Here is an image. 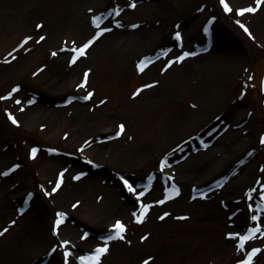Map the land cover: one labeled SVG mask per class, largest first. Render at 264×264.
<instances>
[{
  "label": "rangeland",
  "instance_id": "rangeland-1",
  "mask_svg": "<svg viewBox=\"0 0 264 264\" xmlns=\"http://www.w3.org/2000/svg\"><path fill=\"white\" fill-rule=\"evenodd\" d=\"M228 2L234 9L232 13L223 11L219 0H137L135 8L127 6L125 0H0V97L11 93L8 99H0V173L20 165L9 176H0V231H3L9 218L19 212L18 207L25 195L37 193L38 199L41 197L44 200L41 205L37 197V201L31 197L24 211L27 221L32 215L40 217L45 214L49 218L48 236L32 252L31 264H61V249L49 254L57 245L58 238L66 237L71 242L79 239L81 246L74 247L72 244L69 248L76 257L82 255V246L90 244L86 249H92L100 241V233L109 231L115 219L127 224L126 237L132 243L121 239L110 241L109 252L102 258V264H143L145 259L160 252L165 255L159 264L235 263V257L240 254L234 251L226 232L240 230L244 227V220L235 225L219 221L218 209L207 211L211 206L208 194L182 203L178 199L183 193L179 196L173 194V199L157 204L158 217L155 219L158 221L144 224L136 234H132L129 232V220L134 218L132 208L128 207L124 214L119 212L126 201L118 188L122 183L119 177L123 175L130 182H135L138 190L145 191V196L140 199L151 203L165 199L173 181L179 187L185 185L182 180L195 183L196 189L206 187L207 183L199 185L198 163L204 166L216 155L223 154L228 145H235L236 148L231 149V154L223 161L217 174L218 184L233 181L238 175L237 169L248 164L254 167L243 195L250 187L259 190L264 183V173L260 172L264 167V144L260 143L264 136V35L250 30L248 18L252 13L243 17L238 15V10L243 7H257V11L264 14V4L258 6L256 0ZM120 6H123L121 14L108 18L113 20V31L96 40L88 54L72 64L70 58L73 53L68 50L80 46L95 31L90 18ZM211 19L213 23L207 30V21ZM115 20H119L122 26L116 27ZM237 20L247 27L251 35L245 27L236 23ZM40 24L42 28L37 27ZM133 24L139 27H131ZM152 27L159 30L144 46L143 29ZM188 28L198 34L182 36L183 46L180 48L173 38L174 34ZM221 32L224 41L218 46L216 41L219 40L216 39V47L229 48L234 54V62L217 70L211 78L209 91L200 97L203 99H197L201 101L199 106L190 105L188 113L181 111L183 123L174 129L168 146L151 150L130 168H115L109 183L105 172L109 173L111 169L103 164L109 161L113 151H126V143L132 136L137 137L134 146L154 138L166 122L163 112L185 87L192 84L196 90L204 89V84L197 86L195 74L185 70L184 61L162 71L166 60L183 51L204 50L208 46L207 39H211L208 38L210 34L219 35ZM29 36L32 39L21 47ZM40 36L45 39L40 41ZM172 38L173 47H170ZM162 49H172V52L167 57L149 61L141 71L140 60L152 58ZM71 69L75 71V76L69 75ZM89 69L88 87L81 88L84 73ZM146 84L153 86L144 88ZM141 88L143 91L134 95ZM145 90L149 91L145 93ZM89 91L94 93L91 99H80ZM17 100L22 103L17 104ZM189 100L190 97H181L180 103L185 104ZM239 103L241 105L235 112L245 109L252 118L248 133L240 138L233 131L240 123L233 124V117L228 115V108ZM40 107L42 112L38 110ZM9 112L17 118L19 125L12 123ZM23 112L32 114L26 115V118L20 115ZM91 115L116 116L113 118L115 126L111 137L117 142L103 143L100 124L86 133L71 136L72 128L66 121L72 119L79 122ZM121 123L127 128V134L117 137ZM186 144L187 153L180 150ZM33 148L39 149L35 158L31 152ZM95 157H98L96 162L88 163ZM165 157L170 167L185 170L180 175L190 170L192 173L185 179L181 176V182L168 176V183L162 186L156 174ZM115 163L112 162V166L116 167ZM87 170L94 176L93 188L80 193L72 192L77 185L74 177ZM61 172H64L63 183L51 196L47 195L45 190L52 191ZM150 174L157 176L154 185L150 189L138 187V183ZM15 178H19L21 185L18 188L14 186V189L7 182ZM7 187L11 189L9 195L12 198L9 201L2 195ZM19 195L20 198L13 204L11 200ZM51 198L58 200L61 206H53ZM134 201L139 206L136 196ZM38 209L43 210L39 215ZM165 211L172 215L162 221L159 216ZM58 212L67 214L60 226V236L54 233ZM181 216L188 219H178ZM260 223L264 228V221ZM85 232L88 233L87 239H81ZM144 235H148L147 240L140 239ZM256 237L246 247L261 248L253 264H264V235L257 233ZM7 240L6 233L0 235V248ZM117 248L119 251L115 252ZM151 261L154 263L155 259ZM78 263L79 259L70 258V264Z\"/></svg>",
  "mask_w": 264,
  "mask_h": 264
},
{
  "label": "bare ground",
  "instance_id": "bare-ground-1",
  "mask_svg": "<svg viewBox=\"0 0 264 264\" xmlns=\"http://www.w3.org/2000/svg\"><path fill=\"white\" fill-rule=\"evenodd\" d=\"M248 20H249L248 25H249L250 30L253 33L263 36L264 35V14H262V12L256 11L249 15ZM29 27L31 28V26ZM143 30H144L143 44L145 46L151 41V39L158 32L159 29L156 27H152V28L143 29ZM182 34L197 35L198 32L194 31L193 29L188 28ZM210 37L212 38L213 42L211 43V46L208 49L209 50L208 52L201 51L198 53L196 57L190 56L183 63L184 66L186 65L185 66L186 71H188L189 73L195 74L196 77L194 78H197V81H198L197 86L204 84V89L196 90V88H194L192 84L191 86L185 87L180 92L181 94L180 96L178 95L179 94L178 93L176 96L173 97V101H171V104L163 112V119L167 118L165 120L166 122L163 125L164 127H162L161 130H159V132L156 134L154 138L145 139L142 142L143 144L139 146H134V142H135V139H137V137L135 138L134 136H132L129 138V140L126 143V146H125L126 151H117V150L113 151L109 156V161L103 164L104 167L107 166L108 168L111 169L109 173L105 172V176H108L109 178L108 179L109 183H111L113 179L112 173L114 172H112V170H114L115 168L116 169L130 168L134 166L135 164H137L138 161L141 158H143L147 153H149L151 150L155 148L159 150V148L162 149L163 147L168 146L174 136V133H175L174 129L177 127V125L183 123L181 111L186 110V112L188 113L190 112V108H189L190 105H193V106L195 105V107L199 106L198 103L200 104L201 101L199 102L198 100L203 99L200 97L209 91L208 88L210 87V84L212 82L211 78H214L217 70L222 69L226 66H229L232 62H234V57H233L234 54L230 51L229 48L227 49V47L221 46V49H222L221 50L216 47V42L218 46L220 45V43H223L224 34L222 32L219 35L218 34L215 35V33H213L212 35H210ZM173 38L175 39V36ZM173 38L171 39L170 47H173ZM216 39L219 41H216ZM215 49L217 51H215ZM74 72L75 71L71 69L69 75H73ZM205 73H207L208 76L206 75L205 77ZM148 91L149 90H145L144 92L147 93ZM181 97L182 98L190 97L191 100L187 101L188 103L183 104V103H180ZM240 105L241 103L235 104L233 107L228 108V111H229L228 115L233 117L232 123L233 124L240 123L239 127L233 130L234 135H237L239 138L240 136H242V134H245V132L249 131L248 128L251 126V123H252V118L249 117V113H246L245 109H242L239 113L235 112L237 111L236 109H238ZM38 110L39 112L40 111L42 112L41 107ZM24 112L20 113V115L26 116L28 114H32L31 112H28V113L26 112L24 114ZM177 112H179V114ZM27 117L28 116H26V118ZM113 118H116V116L114 115ZM113 118L110 116L101 117L97 115H91V116H88L87 119L83 121L80 120L79 122L78 121L75 122L72 119L71 120L68 119L66 121V124L72 128V133H71L72 137L86 133L87 131L93 129L98 124H100V132H101L102 141L103 143L105 142L106 144V143L117 142L116 139L111 137V134L113 131L112 128H114L115 126L114 125L115 120ZM112 125L113 127H111ZM213 125H214V122H213ZM207 132L208 131L205 132L206 136H208ZM126 134H127V128H125V131L121 136H124ZM234 147L235 145H228L226 150L223 151V154L216 155V157H214L210 161L205 162L204 166H201V164L198 163L199 166L198 168H196L197 169L196 171L198 174L197 177L200 178L199 185H202L204 183H207V185L208 184L214 185V189L207 193L209 195V202H211L210 203L211 206L208 207L207 211L218 209L217 219L219 221L221 220V222L224 224H230V225H235L231 223L228 219L229 214L233 210L236 211V215L233 216L232 219L236 220L237 224L240 222V220H245V217L247 215L246 199L242 191L244 188L248 186L247 182L250 181V171L252 167H254L253 164L242 166L241 169H237L238 175L235 177L233 181H228L226 183L219 185L218 181L216 180L218 179L217 174L220 170V167L224 163L223 161L226 159V156H229L231 154V149H233ZM180 150L182 152L187 153V150H189L188 145L187 144L184 145L182 149ZM178 152L180 151L178 150ZM97 158L98 157H95L90 160L93 162H96ZM114 161H116L115 163L116 167L112 166L111 164L112 162L114 163ZM100 169L104 170L103 168H100ZM182 169H176L172 167L165 168L163 171L159 170V175L164 174V175H169L171 177L174 176V179L180 180L182 176L180 175L181 171L185 172V170H182ZM91 173L92 172L87 170L84 176H82L80 179L74 180V183L77 185H74L72 192L80 193V192H85L93 188V178L92 177L94 176H92L93 174ZM191 173H192V170L187 171V173L184 174L185 176L184 175L182 176L183 179H185L186 176L190 175ZM117 182L120 184L119 181H116V183ZM7 183L9 184L8 186L12 185V187L15 186L16 188H18V185H21L19 178L10 180ZM79 183L80 185H78ZM183 183H185V185H182L180 187V190H181L180 194L183 193V195L181 199L180 198L178 199L179 203L191 202V201H194V199H198V198H194L190 193V191L192 190V188L196 186V184L191 183V182L189 183L187 180H182V184ZM120 185L121 186L118 188L121 191L123 195L122 197L126 202L122 206L121 210H119V212L121 214H124L128 207L135 209L136 205L134 201V195L127 191L123 183H121ZM6 189H7L6 192L3 191L2 195L4 197H7L9 201V198H12L9 195V191L11 189L10 187H7ZM17 197L18 198L14 196L13 197L14 199L11 200L13 204L20 198V195ZM32 197L33 199L37 201L38 199L37 193H35ZM39 200L41 201V205H43L44 200L41 199V197L38 199V201ZM50 203L55 207L61 206L59 205L60 204L59 201L54 198L50 199ZM225 203L227 204V207L225 206ZM157 209H158L157 204H154L153 207L150 209L143 223H139L136 221L135 218H131L129 220L130 221L129 222V232L132 234H136L137 231L140 229V226L144 224L150 225L158 221L155 219L158 217ZM42 212L43 210L38 209V215L39 213L41 214ZM7 214H9V212H7ZM25 215L26 214H24V211L23 212L19 211L17 214H15V216H12L11 218H9L6 225L3 226L4 227L3 229L5 228L8 229V231L5 232L8 240L0 248V264H31L32 252L33 251L35 252L37 244L44 237L48 236L49 218L45 214H42V216L40 217L32 215L30 216V219L28 218L29 221L26 220ZM116 220H119V219H115L112 225L114 224ZM12 221H15V223L13 224ZM67 239L68 238L66 237L62 239L58 238V241L67 240ZM72 244L74 245V247L81 246L80 245L81 241L79 239L78 240L75 239V241H72L70 245ZM89 245L90 244H84L82 246L84 251ZM118 251H119V248L115 250V252H118ZM164 255L165 253L163 252L156 254L154 256L155 262L151 263L152 262L151 261L150 264H159L161 259L164 257Z\"/></svg>",
  "mask_w": 264,
  "mask_h": 264
},
{
  "label": "snow or ice",
  "instance_id": "snow-or-ice-1",
  "mask_svg": "<svg viewBox=\"0 0 264 264\" xmlns=\"http://www.w3.org/2000/svg\"><path fill=\"white\" fill-rule=\"evenodd\" d=\"M125 3L127 6L131 8H135L137 6V0H125ZM219 3L222 5L223 11L227 13H232L234 11L233 7L230 6L228 0H219ZM256 4L259 6L261 4H264V0H256ZM91 11V9L89 10ZM123 11V6L115 7L111 11L96 15L94 14L90 18V23L94 26V35L91 39L87 40V42L83 43L81 46L73 47L69 49L68 51H71L73 53L71 63L75 64L77 61L88 54V50L95 44L96 40L103 37L106 33H110L113 31V28L111 27V24L113 23V20L108 19L109 17H116L121 14ZM257 11V7H243L238 10V15L243 17L246 13H254ZM237 24H241L240 20L236 21ZM116 27H121L122 24L119 20H115ZM242 27H245V31H249L246 26L242 25ZM38 28H42L43 25H37ZM133 28H138L139 25L133 24L131 25ZM179 27V26H177ZM175 39L178 44V46H183V37L181 31L175 32ZM249 35H251V32L249 31ZM32 37L29 36L25 39L23 44H21V47H24L25 44L28 43L29 40H31ZM45 39L44 36H40L39 40L43 41ZM75 44V41L72 42ZM172 52V49H162L161 52L158 54V59L160 57H167L169 53ZM53 55H57V53H53ZM195 55V53L189 52V51H183L179 55H175L170 59L166 60V66L162 68V71H167L168 68L172 67L173 64L178 62H183L188 56ZM151 60L150 57H144L140 60L139 66L140 70L143 71L144 65L148 63ZM91 70L89 69L87 72L84 73L83 76V83L79 86L81 88H87L88 87V79L89 74ZM158 83V81L156 82ZM153 85L146 84L144 85V88L152 87ZM16 91V90H14ZM143 91V88L138 89L134 95H139L140 92ZM93 91H89L86 95L80 97V99L89 100L93 96ZM11 96V93H9V96L6 97H0V99H8ZM71 102V101H69ZM17 104L22 103L20 100L16 101ZM28 103H32V101H28ZM101 103H104V101H101ZM24 109L22 108L21 111ZM9 118L11 119L12 123L19 125V121L17 118L11 113H8ZM125 131V125L121 123L119 125V132L117 135H122ZM261 144H264V136L261 137L260 140ZM206 146V145H205ZM39 151L38 148H33L31 150L33 158H35L36 153ZM49 151L55 152L56 149H49ZM81 152L84 151L83 148L80 149ZM251 155V153H249ZM88 163H93V161L89 160ZM20 167L19 164L14 165L13 167L9 168L7 171H4L0 173V176H9L15 169H18ZM170 167L169 160L167 157H165L160 164L158 165V168L160 171H163L165 168ZM67 171V170H65ZM261 173H264V167H261L260 169ZM85 175V173L81 172L79 173L75 179H80L81 176ZM174 179V176L172 177ZM64 179V172L60 173L59 180L55 182V187L52 189L51 192H48L45 190L46 194L51 196L52 192H55L59 189L60 185L63 183ZM120 181H122L123 185L126 187L127 191L133 195L136 196L137 200L139 201V213H133V216L135 217L136 221L139 223H143L146 216L148 215L150 209L153 207L154 204H164L166 200L173 199L175 196L180 195V188L172 184L167 189V195L165 199H158L156 201H153L152 203H145L140 198L145 196V191L138 190L137 187L134 186V183L130 182L129 179L125 178L123 175L119 177ZM154 179L153 176L148 177V183L144 185V189H150L152 185V180ZM197 191L200 193L201 196L206 197V193L200 191L197 189ZM34 193H29L28 197L33 196ZM244 197L246 199V209H247V215L244 220V227L240 228V230H232L226 232V237L233 243L234 245V251L238 252L240 255L235 257V264H253L254 258L262 251L259 247H251L248 245V242L250 240L256 239V234L260 233L261 235H264V228H262L261 223L264 221V183H262L261 188L258 190L255 187H250L247 192L244 194ZM27 202V198H26ZM250 202V203H249ZM77 205H73V207H76ZM225 206L227 207V204L225 203ZM24 209L21 208L20 212H23ZM66 213L64 212H58L56 213L57 219L54 223V233L57 236H60V226L64 223V220L66 219ZM172 215L170 212H163L162 215L159 216L160 220H165L167 217ZM236 215L235 210H233L229 216L228 219L231 223L236 224L237 221L233 220L232 217ZM178 219H188L186 216L178 217ZM14 224L15 221H12ZM8 229L5 228L3 231H0V235H3L5 232H7ZM127 232V224L123 220H116L114 224L112 225V230L110 234L105 235L101 237L100 241L97 242V245L95 246L94 250L87 253L86 255H80L78 257L75 256V253L70 250L69 245L71 244V241L68 240H59L57 245L51 249L50 255L52 253H56L57 249H61V264H70V258H76L79 259L80 264H102V258L109 252L110 245L109 242L114 239H121V240H127L126 237ZM150 235V234H148ZM148 235L141 236V240H147ZM88 233L85 232L81 239H87ZM127 243L131 244V240H127ZM154 257H149L148 259H145L143 261V264H150V261L153 260Z\"/></svg>",
  "mask_w": 264,
  "mask_h": 264
}]
</instances>
